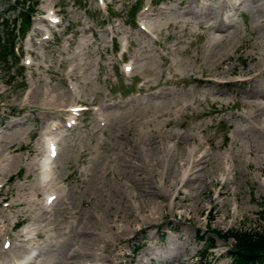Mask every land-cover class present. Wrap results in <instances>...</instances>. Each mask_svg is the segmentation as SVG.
Here are the masks:
<instances>
[{
	"label": "rangeland",
	"instance_id": "rangeland-1",
	"mask_svg": "<svg viewBox=\"0 0 264 264\" xmlns=\"http://www.w3.org/2000/svg\"><path fill=\"white\" fill-rule=\"evenodd\" d=\"M14 1L0 0V15ZM136 5L150 34L130 15ZM10 9L11 24L19 9ZM37 9L19 41L24 69H0V264L30 254L33 264H231L234 239L212 231L264 226V111L252 105L264 99V0ZM53 10L61 22L51 27ZM71 104L91 110L68 129ZM48 192L61 198L49 208ZM202 235L216 247L205 251Z\"/></svg>",
	"mask_w": 264,
	"mask_h": 264
},
{
	"label": "trees",
	"instance_id": "trees-1",
	"mask_svg": "<svg viewBox=\"0 0 264 264\" xmlns=\"http://www.w3.org/2000/svg\"><path fill=\"white\" fill-rule=\"evenodd\" d=\"M29 2V0H17L10 7L21 11L23 30L31 24V16L38 5L37 1ZM10 8L5 11L11 10ZM5 11L0 15V26L4 28L0 29V68L3 65H8L10 61L15 65L18 63L13 49L14 39L17 36L16 20L10 24L8 19L3 18V15L6 14ZM208 230L210 229L208 228ZM212 232L224 240L234 239L235 244L228 250L231 264H264V226L258 231L232 230L224 234L217 231ZM199 238L205 241V251L216 247L212 237L202 235Z\"/></svg>",
	"mask_w": 264,
	"mask_h": 264
},
{
	"label": "bare ground",
	"instance_id": "bare-ground-1",
	"mask_svg": "<svg viewBox=\"0 0 264 264\" xmlns=\"http://www.w3.org/2000/svg\"><path fill=\"white\" fill-rule=\"evenodd\" d=\"M206 5V4H205ZM204 6V5H203ZM225 6V5H224ZM224 8V7H223ZM146 9V8H145ZM151 11H152V7H151V9H150ZM187 11V10H186ZM154 12V11H153ZM144 14V13H143ZM145 14H146V10H145ZM144 14V15H145ZM204 14V13H203ZM202 14V15H203ZM154 15V14H153ZM218 16V15H217ZM146 17V16H145ZM215 17V16H214ZM144 18V17H143ZM150 18V17H149ZM213 18V17H212ZM226 18V17H225ZM145 19V18H144ZM148 19V18H147ZM151 19H153V18H151ZM220 19V18H219ZM218 19V20H219ZM149 20V19H148ZM229 20V19H228ZM147 21V20H146ZM149 22V21H148ZM231 23V22H230ZM202 24V23H201ZM219 24V23H218ZM224 24H227L226 23V21L224 22ZM150 25V24H149ZM206 25V24H205ZM206 28V27H205ZM208 28V27H207ZM117 29H118V27H117ZM155 29V28H154ZM119 30V29H118ZM214 30V29H213ZM117 31V30H116ZM120 31V30H119ZM154 31V30H153ZM118 32V31H117ZM155 32V31H154ZM218 39V38H217ZM133 59H135V58H133ZM138 60V59H137ZM259 63V62H258ZM264 66V65H263ZM262 67V66H261ZM135 70V69H134ZM259 70V69H258ZM260 71V70H259ZM133 76V75H132ZM148 79V78H147ZM146 79V80H147ZM204 81V80H203ZM147 82V81H146ZM149 83V81L147 82V84ZM217 83V82H216ZM145 86V85H144ZM148 86V85H147ZM149 87H151V86H149ZM143 88V87H142ZM146 88V87H145ZM145 88H143V89H145ZM162 88V87H161ZM146 89H148V88H146ZM166 89V88H165ZM149 90V89H148ZM161 91V90H160ZM152 92H154V91H152ZM156 92V91H155ZM159 92V91H158ZM163 92V91H162ZM165 92V91H164ZM166 93V92H165ZM164 93V94H165ZM262 100L264 101V99H259V100H256V103L255 104H252L253 106H255L256 108H257V110H256V112H258V111H264V103L262 102ZM253 102V101H252ZM248 104V103H247ZM246 104V105H247ZM72 105V104H71ZM105 105V104H104ZM248 105H250V104H248ZM76 106V105H75ZM251 106V105H250ZM249 106V107H250ZM70 107V106H69ZM246 107V106H245ZM254 110V109H253ZM22 111V110H21ZM250 112V111H249ZM254 112H255V110H254ZM69 114V113H68ZM251 114V113H250ZM259 114V113H258ZM257 115V114H256ZM261 116V115H260ZM8 133V132H7ZM0 135H1V133H0ZM5 135V134H4ZM162 141V140H161ZM152 144V143H151ZM50 145H51V149H52V151L54 150V143L52 142V140H50ZM198 151V150H197ZM192 152V151H191ZM199 152V151H198ZM204 152V151H203ZM202 153V152H201ZM200 154V153H199ZM204 153H202V155H203ZM194 155V154H193ZM196 157H198V156H196ZM200 157H201V155H200ZM207 158V157H206ZM193 159V158H192ZM191 159V160H192ZM196 160V159H195ZM201 160L203 161L204 159H202L201 158ZM190 161V160H189ZM198 161V163L200 164V161H199V159L197 160ZM201 161V162H202ZM205 161V160H204ZM203 161V162H204ZM207 161H209V160H206V162ZM212 161V160H211ZM51 162H52V158H48V159H46V161L42 164L43 166H42V176L43 177H45V179H48V177H49V175L50 174H52V172H53V167L51 166ZM196 162V161H195ZM194 163V162H193ZM199 166H201V165H199ZM55 168V167H54ZM192 168H193V166H192ZM195 168H196V166H195ZM41 169V168H40ZM56 170H57V167H56ZM188 167H187V170H185V171H183V175H182V180H185L186 178H188V176H187V172H188ZM223 174V173H222ZM194 175V174H193ZM191 175H189V177H190ZM55 175H54V179H55ZM192 177V176H191ZM44 179V178H43ZM191 179V178H190ZM190 179H189V181H190ZM45 181V180H44ZM52 181H54V180H52ZM42 182H43V180H42ZM51 182V181H50ZM50 182H49V184H50ZM45 183H47V182H45ZM38 184V183H37ZM40 184H41V182H40ZM39 184V185H40ZM49 184H45V185H49ZM51 184H53V182H51ZM41 186V185H40ZM50 187H52V185H49ZM48 186V187H49ZM36 187H38V186H36ZM45 187H47V186H45ZM42 188H43V184H42ZM41 188V189H42ZM53 188V187H52ZM51 188V189H52ZM39 189V188H38ZM43 191L45 190V189H42ZM47 190L48 189H46L45 191H46V193H47ZM49 191V190H48ZM39 192V191H38ZM41 192V191H40ZM49 193V192H48ZM57 193V192H56ZM38 194V193H37ZM42 194V193H41ZM50 194V193H49ZM48 194V195H49ZM53 194H55V193H53ZM44 195H46V194H44ZM36 196V195H35ZM49 196H51V195H49ZM59 197V196H58ZM60 198V197H59ZM7 199V198H6ZM61 199V198H60ZM41 200H43V199H41ZM47 201V200H46ZM41 202V201H40ZM58 202V201H57ZM43 203H45V202H42V204ZM41 204V203H40ZM57 204V203H56ZM44 205H46V204H44ZM45 207V206H44ZM51 207V206H50ZM49 208V207H48ZM46 210V209H45ZM48 210V209H47ZM29 232H30V230H29ZM25 233H23V235H24ZM37 235V234H36ZM35 235V236H36ZM39 235V234H38ZM25 236H27V235H25ZM31 237H33V239L35 238L33 235H31ZM36 239V238H35ZM32 241V240H31ZM28 242V241H27ZM27 242H26V244H27ZM33 242V241H32ZM37 242H40V241H37ZM45 243V242H44ZM21 244V243H20ZM24 244V243H23ZM41 244H43V243H41ZM30 245H32V244H30ZM36 246H37V244H36ZM24 247V246H23ZM30 247V246H29ZM21 248H22V246H21ZM27 248V247H26ZM42 248H43V246H42ZM30 258L32 259V257H30V256H28L27 258H25V256H24V259L23 260H21L20 258V260L21 261H19L18 260V262L17 263H15V264H27V262H26V260H30ZM39 260V259H38ZM40 262V261H39ZM38 262V263H39Z\"/></svg>",
	"mask_w": 264,
	"mask_h": 264
}]
</instances>
